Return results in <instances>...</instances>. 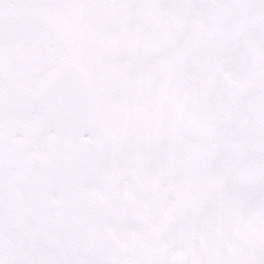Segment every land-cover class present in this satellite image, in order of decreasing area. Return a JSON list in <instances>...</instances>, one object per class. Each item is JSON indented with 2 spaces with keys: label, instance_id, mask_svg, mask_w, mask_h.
<instances>
[{
  "label": "snow or ice",
  "instance_id": "6c2138e0",
  "mask_svg": "<svg viewBox=\"0 0 264 264\" xmlns=\"http://www.w3.org/2000/svg\"><path fill=\"white\" fill-rule=\"evenodd\" d=\"M0 264H264V0H0Z\"/></svg>",
  "mask_w": 264,
  "mask_h": 264
}]
</instances>
